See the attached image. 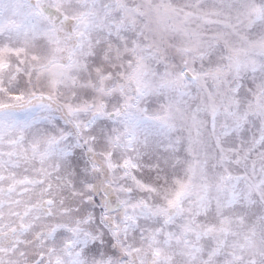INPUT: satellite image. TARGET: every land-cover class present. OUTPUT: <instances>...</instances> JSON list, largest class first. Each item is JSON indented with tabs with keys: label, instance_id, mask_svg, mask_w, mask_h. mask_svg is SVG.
Listing matches in <instances>:
<instances>
[{
	"label": "snow or ice",
	"instance_id": "obj_1",
	"mask_svg": "<svg viewBox=\"0 0 264 264\" xmlns=\"http://www.w3.org/2000/svg\"><path fill=\"white\" fill-rule=\"evenodd\" d=\"M172 47L183 69L165 72L158 88H138L135 102L160 89L179 98L192 97L190 85L202 89L195 109L182 118L198 137L199 114H210L205 123L215 135L227 182L213 195L207 184H196L194 174L185 178L175 175V168L169 171L167 160L153 163L145 156L144 163L131 147L135 134L130 132L108 142L135 155L114 161L103 153L106 167L123 169L130 183L108 180L102 188L96 183L99 173L87 170L96 168L105 118L119 117V110L65 103L70 116L93 112L87 122L70 121L73 132L58 127L51 102L62 88L82 90L105 80L116 82L98 91L118 100L125 94L120 80H141L146 61L167 63ZM90 65L95 67L87 78L74 75ZM242 73L253 74V81L255 74L264 75V0H0V264H118L117 254L123 264H264V169L258 175L255 161L248 163L254 145L244 143L250 116L264 115V81L241 83ZM208 80L215 89L208 88ZM36 106L47 114L24 115ZM221 110L224 121L216 135ZM174 112L181 109L170 102L157 118L169 131ZM40 120L53 130L37 129ZM255 143H264V135ZM167 147L176 150L171 142ZM242 162L244 173L233 176L232 166ZM61 164L64 175L57 174ZM142 167L150 171L147 179L138 175ZM69 168L73 195L95 203L102 210L98 215L110 221L99 233L56 219L59 211L70 210L61 208L65 189L73 184ZM133 189L148 196L126 195Z\"/></svg>",
	"mask_w": 264,
	"mask_h": 264
},
{
	"label": "clouds",
	"instance_id": "obj_2",
	"mask_svg": "<svg viewBox=\"0 0 264 264\" xmlns=\"http://www.w3.org/2000/svg\"><path fill=\"white\" fill-rule=\"evenodd\" d=\"M175 3H181L182 0H173ZM210 3L211 0H208ZM171 40V38H170ZM171 54L168 56V62H157L156 60H147L148 71L139 81H124L120 80V83L125 85V94L119 96L118 100H113L112 95H106L98 91L99 87H104L105 90L112 87L115 80H105L100 82L96 87H88L82 90L72 89V88H62L59 93H57V100L51 102L52 109L51 115L59 122L58 127L65 130L74 132V125L70 121L74 119H80L87 122L93 118V112L81 111L75 116H70L67 114L66 110H63V105L65 103H89V104H103L107 111L113 112L114 110H119L120 116L106 117V125L104 126V143L95 150L94 153V163L96 168L93 169L91 165L88 168L89 175H95L99 173V180L96 181L102 188L107 187L108 180H114L119 184L130 183L127 176L122 175L123 169L115 168L108 169L105 164L104 152L111 153V157L114 161H119L126 156L135 155L136 153L131 149H125L119 147L116 142L109 143L108 137H115L116 135L124 134L127 135L130 132L135 134V142L132 144V148L136 149L141 155V160L144 163V157H148L149 161L155 163L160 161L163 163L164 160L168 161L169 171L173 168L176 169L175 175L180 177H187L188 175L194 174L195 182L197 185L207 184L212 191L213 195H218L216 191L217 187L224 185L227 182V175L223 165L219 163V155L216 149V138L212 134L208 123H205L211 119L208 112H201L199 114L202 121L200 126L199 136H196L194 130L189 127L190 122H186L182 118V114L195 109L196 105L199 103L200 95L202 94V89L196 88L194 85H190V90L192 92V97L179 98L173 90L160 89L158 93L144 97L139 104H136L135 98L137 96V89L146 88H158L160 77L167 71L179 72L183 69L184 64L182 62V57L176 53L175 47L171 48ZM175 56V59L172 57ZM90 64V61H89ZM94 67L90 65L88 71H81L80 73H74L78 78H87L89 73L94 71ZM114 71V70H113ZM256 80L253 81V74L242 73L241 83L244 79L255 85L264 81V75L257 73ZM226 79L231 82V74L227 75ZM207 86L209 89H215L216 85L213 81L208 80ZM223 89L226 91L228 85H223ZM245 87H247L245 85ZM41 88L45 91L48 89L42 83ZM90 93V95H85L84 93ZM119 95V94H116ZM130 98V99H129ZM250 98L246 97L242 102V107H246V101ZM125 99H128V105L125 106ZM170 102L175 103L181 112H174V130L169 131L167 126L163 125L157 118L161 114V109L163 105L169 104ZM48 103V101H46ZM40 113L41 115L47 114L43 113L39 106L33 107L24 115L28 118L35 116ZM146 117H151L148 119ZM224 121L223 111L217 115V130L216 135L220 133L219 125ZM37 129H43L45 131H52L53 126L48 123L47 120H40L37 125ZM247 135L244 137V143L246 146L254 145V150L250 154L248 163L255 161V167L257 174H261V170L264 169V143L256 144L255 140L261 135H264V115H252L245 129ZM70 139H75V137H70ZM99 139V138H98ZM195 141L194 143L192 141ZM174 144L175 151L168 149L169 143ZM239 143V140L237 141ZM147 145V146H145ZM191 148V151L189 150ZM155 157V159H153ZM90 159L89 154H85L83 160L87 163ZM199 162V163H197ZM53 163H56L55 161ZM193 165L192 172L189 171V165ZM61 170L58 175H64V166L61 164ZM83 171V166H81ZM244 162L241 165L232 166L233 176L237 174L244 173ZM250 172V169H248ZM68 178L73 181V184L67 186L64 192L65 204L61 206L68 207L70 210L68 212L59 211L57 213L56 219L60 220L62 223H67L72 227L77 226L79 222L80 228L85 231L91 232L93 228L99 233L101 231V226H107L110 221L102 219L100 215L102 210L96 206L95 203L88 201L82 197H77L73 195L75 178L74 169H68ZM142 178L147 179L150 175V171L147 168H141L138 172ZM128 196H148L147 193H137L133 189L132 193H126ZM97 199H100V195L97 194ZM75 200V203H69V201ZM152 202L158 203V199L155 195L152 196ZM85 204H91V207L84 208ZM261 208L264 209V203H262ZM83 209V211H81ZM97 219H99V224H97ZM72 234L67 233L66 238H71ZM86 259L91 261L94 257L89 254ZM114 261L118 264H123V258L117 254L113 257Z\"/></svg>",
	"mask_w": 264,
	"mask_h": 264
}]
</instances>
